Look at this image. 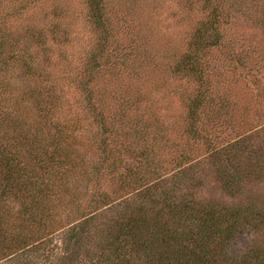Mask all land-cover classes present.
Returning <instances> with one entry per match:
<instances>
[{"label":"rangeland","instance_id":"374dc122","mask_svg":"<svg viewBox=\"0 0 264 264\" xmlns=\"http://www.w3.org/2000/svg\"><path fill=\"white\" fill-rule=\"evenodd\" d=\"M206 30L214 44L197 50ZM45 123L70 130L80 162L43 210L54 229L88 215L129 165L153 167L150 182L183 180L179 192L200 199L264 203V0H0V135L10 143ZM222 160L243 176L236 192L219 180ZM119 162L98 179L100 166ZM4 207L5 229L18 232L20 200ZM257 240L249 235L264 248ZM39 255L7 262L0 253V264H50Z\"/></svg>","mask_w":264,"mask_h":264},{"label":"trees","instance_id":"16d2710c","mask_svg":"<svg viewBox=\"0 0 264 264\" xmlns=\"http://www.w3.org/2000/svg\"><path fill=\"white\" fill-rule=\"evenodd\" d=\"M207 32L199 33L197 50L214 44L205 39ZM196 64L190 61L185 68L199 73ZM197 101L203 103V96ZM72 135L52 123L34 130L25 128L10 137V143L3 142L0 135V211L12 198L21 202L18 232H8L0 220L1 260L11 262L16 255L25 261L42 254L50 264L59 259L63 264H264V248L249 242V235L256 236L258 243L264 240L262 201L228 204L200 199L179 192L188 185L183 180L171 183L170 178L160 177L150 182L145 174L153 167L135 173L129 165L131 173L120 175L116 191L90 201L89 207L96 208L88 215L66 230L54 229L55 221L43 210L50 208L51 194L62 184L60 180L80 163L78 153L70 147ZM244 148L238 144L235 153L242 154ZM181 159L185 164L188 158L184 155ZM149 160L148 164H153ZM108 164L98 168V179L123 165ZM223 165L226 171L219 180L227 190L236 192L243 176L226 161ZM186 173L180 171L179 177L186 181ZM107 211L112 213L109 220ZM241 239H247L249 245L236 253L234 246Z\"/></svg>","mask_w":264,"mask_h":264}]
</instances>
